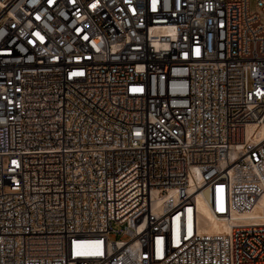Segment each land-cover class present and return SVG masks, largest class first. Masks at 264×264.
Returning a JSON list of instances; mask_svg holds the SVG:
<instances>
[{"label": "built area", "instance_id": "built-area-1", "mask_svg": "<svg viewBox=\"0 0 264 264\" xmlns=\"http://www.w3.org/2000/svg\"><path fill=\"white\" fill-rule=\"evenodd\" d=\"M263 134L264 0H0V264H264Z\"/></svg>", "mask_w": 264, "mask_h": 264}, {"label": "bare ground", "instance_id": "bare-ground-1", "mask_svg": "<svg viewBox=\"0 0 264 264\" xmlns=\"http://www.w3.org/2000/svg\"><path fill=\"white\" fill-rule=\"evenodd\" d=\"M261 140H264V134L262 135ZM200 211L202 215V220L205 223V227L203 228V230L210 232L230 230L231 228L230 226L221 225L220 221L218 219H215L204 205L200 206ZM257 214H259L258 210L255 211V213H253L252 215H257Z\"/></svg>", "mask_w": 264, "mask_h": 264}, {"label": "rangeland", "instance_id": "rangeland-1", "mask_svg": "<svg viewBox=\"0 0 264 264\" xmlns=\"http://www.w3.org/2000/svg\"><path fill=\"white\" fill-rule=\"evenodd\" d=\"M252 10H254V11L256 10V3H255V1H252ZM113 229L116 230V231H119V230L122 229V227L121 226H118V225H114V228Z\"/></svg>", "mask_w": 264, "mask_h": 264}]
</instances>
